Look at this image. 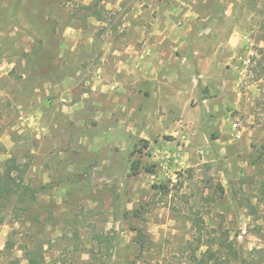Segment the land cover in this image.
<instances>
[{
  "label": "rangeland",
  "instance_id": "rangeland-1",
  "mask_svg": "<svg viewBox=\"0 0 264 264\" xmlns=\"http://www.w3.org/2000/svg\"><path fill=\"white\" fill-rule=\"evenodd\" d=\"M10 158L0 264H264V0H0Z\"/></svg>",
  "mask_w": 264,
  "mask_h": 264
},
{
  "label": "trees",
  "instance_id": "trees-1",
  "mask_svg": "<svg viewBox=\"0 0 264 264\" xmlns=\"http://www.w3.org/2000/svg\"><path fill=\"white\" fill-rule=\"evenodd\" d=\"M92 8V5H84L83 8ZM92 15H95L98 19H103V15L101 10L96 9V6L93 8ZM144 147H147V144L144 145ZM144 169L145 171L149 173H153L155 170V164H147L145 166H141V161L136 160L133 161V173L137 174L141 171V169ZM25 172V169H22V166L16 162L15 158L7 159L4 163V169L0 173V205L1 202L4 201H11L20 208V211L26 212L28 209L27 204L28 202L35 200L37 197V194L39 192V189L31 187L29 184L24 182L23 174ZM164 187V185H162ZM197 228V231L199 226L195 227ZM136 242L139 245L141 249L145 248L147 246V237L146 235L141 231V229H137L136 233ZM193 241H196L199 245L201 242V238L196 236ZM191 241V243L193 242ZM196 246V248L198 247ZM12 246V243L7 242V248H10ZM27 259L29 264H41V260H43L41 251L35 250H27ZM191 258L194 260L193 264H201V260H199L195 255L194 252L191 254ZM209 260V258H208ZM241 264H263L261 261H248L246 259H243L241 261Z\"/></svg>",
  "mask_w": 264,
  "mask_h": 264
}]
</instances>
